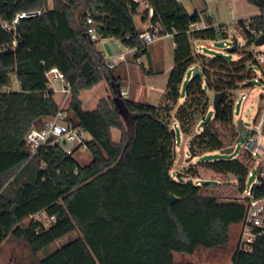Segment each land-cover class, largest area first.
<instances>
[{"label": "trees", "instance_id": "trees-1", "mask_svg": "<svg viewBox=\"0 0 264 264\" xmlns=\"http://www.w3.org/2000/svg\"><path fill=\"white\" fill-rule=\"evenodd\" d=\"M141 1L148 6L144 11ZM246 1L260 14L239 20L235 28L250 47L264 34V0ZM52 2L49 8V0H0V247L13 236L38 254L78 230L79 236L38 264H177L175 253L193 255L227 246L232 227L245 216L246 202L214 195L207 190L215 184L194 178L200 177L201 168L232 175L244 193L253 160L242 150L232 159L190 164L178 179L173 175L176 140L171 123L177 120L196 153L234 146L239 133L233 91L251 86L255 54L245 52L238 61H229L197 52L195 41L227 39L228 26L207 17V27L191 31L206 10L189 14L179 0ZM38 9L42 15L22 19L16 31L3 27L18 13ZM138 15L158 22L161 35H172L175 43L174 65L158 105L123 98L117 66L97 49L101 40L115 38L140 48L137 63L147 51L139 38L143 30L137 27ZM89 18L96 23L98 39L88 33ZM195 65L202 75L188 81L180 103L182 85ZM53 68L64 74L71 89L66 118L90 135L86 149L91 161L86 165L74 157L79 149L68 153L47 146L32 155L27 146L29 129L41 127L60 110L47 77ZM15 81L18 88L12 89ZM104 81L110 95L85 110L82 91ZM210 93H222V99L213 119L206 121ZM202 119L204 126L196 132ZM171 193L179 198L175 204ZM261 195L264 189L256 191ZM41 215L52 220L49 226ZM233 260L264 264V235L251 251H235Z\"/></svg>", "mask_w": 264, "mask_h": 264}, {"label": "rangeland", "instance_id": "rangeland-1", "mask_svg": "<svg viewBox=\"0 0 264 264\" xmlns=\"http://www.w3.org/2000/svg\"><path fill=\"white\" fill-rule=\"evenodd\" d=\"M196 1V0H194ZM203 4L204 0H199ZM230 1V0H228ZM227 0H222V3L226 5L224 7L225 10L229 11L230 6ZM142 2V1H141ZM197 2V1H196ZM53 2L49 0V8H52ZM146 3L142 2V6L140 8L141 11L146 10ZM205 7L206 4H204ZM221 6L220 0H212L209 3L210 12L214 15V17L218 20V8ZM208 11V12H209ZM230 12V11H229ZM221 15L223 14L220 12ZM260 14L259 9L249 4L246 0H239V17L252 18L258 16ZM225 15V14H224ZM228 17V16H227ZM142 16H136V23L139 27H144L141 21ZM228 32L229 37L227 39H219L215 41L208 40L207 42H195L194 48L197 52L206 55L207 57L214 56H223L229 61H238L240 58L244 56L245 52H253L256 54L259 51L264 52V45L256 47L255 45L250 47H245V43L240 34L236 31L234 24H228ZM236 36L239 40V48L237 51L232 53H227L225 50L228 47H232L234 44L233 37ZM203 45V47H201ZM145 60V65L141 66L138 63H133L130 66H121L118 70V73L121 75L124 82V89L129 91V96L133 100L142 103H150L153 105H158L162 101V95L165 91L167 81H168V73L165 74L158 73L153 76H148L145 73V70L150 68V64L148 58L145 56L143 58ZM173 64V54L167 52L166 56V64ZM164 63H154V69H163ZM258 76L254 79L250 80L248 84L251 86L248 87H239L233 91V96L235 100L234 105V118L235 122L242 119L246 131L243 132V138L246 139L249 136V129H253L256 117L259 113L260 107L262 105L261 95L264 94V84L260 81V72L258 68H256ZM190 75V73H189ZM188 79V78H187ZM191 76L188 80H185L182 88H181V99L180 103L184 100L186 85L188 81H190ZM12 89H17L16 83H12ZM107 86L104 83L97 85L95 88L84 91L82 93V100L84 103L85 110H92L96 107L98 101L101 97L107 96ZM163 89V90H161ZM211 94V102H213L214 93ZM215 110L213 105L211 104L207 114L205 116V120L209 121L213 119ZM205 120L202 119L199 121L196 132H200L202 127L204 126ZM171 128L175 131L176 142H175V163L173 166V172L177 175V173L185 171L186 168L190 165H196L199 162L204 161H212L216 159H232L237 157L243 149L244 141L239 140L235 146V150L231 154H222L221 151H209L206 153H198L193 159L190 158V140L192 139L190 136H186L182 134L179 124L175 118H173L171 123ZM115 135L118 136V133L115 132ZM74 157L82 164L86 165L91 161V155L87 149L79 150L75 153ZM258 164H255L252 169L253 173L256 172ZM175 175V176H176ZM194 181L197 183H212L215 184L211 186L207 191L218 195L221 198H245L246 192H241L237 188L236 179L232 175H220L216 174L210 170L202 169L200 171V177L194 178ZM256 181V175L249 177L247 179L246 185L253 184ZM42 220L45 222L46 226H49L52 222L51 219L45 217V215H41ZM239 233V227L233 226L231 231V240L230 243L221 248L216 249H200L195 252L193 255H186L175 253V259L177 264H234L233 256L236 248V241ZM80 232L78 230L74 231L70 235L64 237L61 240H58L51 246H49L46 250L39 252L38 254H33L28 246V244L21 239H17L13 236H9L7 240L0 247V264H38L40 259L48 255L49 253L56 250L63 243L67 242L70 239H73L79 236Z\"/></svg>", "mask_w": 264, "mask_h": 264}, {"label": "built area", "instance_id": "built-area-1", "mask_svg": "<svg viewBox=\"0 0 264 264\" xmlns=\"http://www.w3.org/2000/svg\"><path fill=\"white\" fill-rule=\"evenodd\" d=\"M43 10H31L18 13L11 23H3V27L9 31H16L18 23L22 19L32 18L42 15ZM88 33L93 39H98L96 23L92 18H89ZM207 27V26H206ZM205 27H200L199 23L191 25V31L198 30ZM170 35V34H167ZM262 35V34H260ZM259 35V36H260ZM163 35L160 33V25L158 22H153L149 30H144L140 33L139 38L142 46H148ZM9 46L14 48L16 40L12 41ZM4 49V47H2ZM129 51L134 54L140 52L139 47H128ZM257 64L254 67V78L258 76L256 68L260 72V81L264 84V52L259 51L255 54ZM138 64H143V59L139 56L136 59ZM50 87L55 82L63 84L62 92L66 97L70 96L71 89L65 83L64 74L57 68L51 69L47 73ZM253 78V79H254ZM121 96H125L124 92H120ZM262 105L256 117L253 129H249V136L244 141L243 149L247 152L252 160L253 167L258 164L256 172L253 173L250 169L248 177L256 175V181L253 184L246 185V197L239 200L246 202V213L242 222L238 225L239 233L236 241L235 251L249 252L253 249L255 243L264 235V195L256 196L258 189H264V94L261 95ZM66 111L60 108L59 112L43 121L41 127H31L26 134V143L32 155L37 153L41 148L47 146H59L68 153H72L75 149H86V143L90 139V135L81 126L76 125L66 117ZM247 130V129H246ZM245 130V131H246ZM235 143L234 147L236 146ZM173 175H176L173 172Z\"/></svg>", "mask_w": 264, "mask_h": 264}, {"label": "crops", "instance_id": "crops-1", "mask_svg": "<svg viewBox=\"0 0 264 264\" xmlns=\"http://www.w3.org/2000/svg\"><path fill=\"white\" fill-rule=\"evenodd\" d=\"M196 1H194V0H179V2L185 7V9L187 10V12L189 14H193L195 11L206 10L205 13H202V21H201V23H199L200 27H206L207 26V21H206L207 17H211L214 20L215 25H226V26L228 24H234L235 25L239 20H242V19H250V18H245V17H239V0H230V1L227 0L229 2V6H230V9H229L230 12L224 9V7L226 5L228 6V4L224 5V3H222V0H220L221 6L217 10L218 20L209 11L210 10L209 3L212 0H204V2H205L204 4H206L207 7L204 6L203 2L201 3L199 0H196ZM147 7L148 6H146V8ZM220 12L222 14L224 12L225 15L224 14L221 15ZM151 13H152V11H150V15H151ZM141 21H142L144 27H139L138 25H137V27L143 31L149 30L150 25H151L150 19L144 21L143 16H142ZM195 42L200 43V42H207V41H195ZM201 47H203V45H201ZM97 49L99 51H102L105 54L106 59L111 66H114V65L117 66V70H119V68L121 66H130L131 64L135 63L134 62L135 54L133 52L129 51L128 47L124 46L119 40H117L115 38H109V39L101 40L97 44ZM174 49H175V43H174L172 35H163L160 39H158L155 42L148 45L147 51L144 53V55L141 56L142 59L146 56L148 58V61L150 64V68L145 70L146 75L153 76V75L161 73V72L162 73L164 72L163 74H165L167 72L169 75V73H170V71L174 65ZM167 52L169 54H170V52H172L173 64L169 63L170 62L169 60H168V63L166 64L165 60H166ZM162 62L164 63L163 69H161V68L160 69H154L153 68L154 63H162ZM143 65H145L144 59H143ZM193 69H194V66L189 69L187 76H186V79L189 78L190 76H192ZM148 70H149V72H148ZM189 73H190V75H189ZM119 76H121V75L119 74ZM14 83H16V86L18 88V83L16 81ZM101 83H104L107 86V89H106L107 93H108L107 96H109L110 95V87H109L108 83L106 81L101 82ZM101 83H99V84H101ZM120 83H121V92H124L126 94L125 96H123V98L132 99L131 95L129 96V91L127 89H124V87H123L124 82H123L122 78H121ZM95 87H93V88H95ZM51 88L54 90L55 95L59 100L60 108L67 109L69 106V103H70V96L66 97V95L62 92L63 84L58 81V82H55L51 86ZM161 90H163V89H161ZM86 91H88V90H86ZM83 92L84 91H82V93ZM162 92L164 94L165 91H162ZM82 93H81V99H82ZM107 96H104V97H107ZM102 98L103 97H101L100 100ZM134 101H136V100H134ZM82 102H83V100H82ZM83 106H84V103H83Z\"/></svg>", "mask_w": 264, "mask_h": 264}, {"label": "water", "instance_id": "water-1", "mask_svg": "<svg viewBox=\"0 0 264 264\" xmlns=\"http://www.w3.org/2000/svg\"><path fill=\"white\" fill-rule=\"evenodd\" d=\"M233 41H234L233 46L226 48L225 51L227 53H232V52H235V51L238 50V48H239V40H238V38L236 36H234L233 37ZM254 45L256 47H259V46L264 45V34L263 35H260L256 39V41L254 42ZM199 75H202V71H201L199 65H195L194 66V69H193V72H192L191 79L192 78H195V77H197ZM221 99H222V93H216L214 95L213 102H212V105H213L214 110H217V108H218V106H219V104L221 102ZM115 101L118 104H120V105L122 104L121 98H119V97H116L115 98ZM236 125H237V131L239 133V136H238L237 141H236V142H238L239 140H242L243 139V132L247 128L245 127L244 122H243L242 119L238 120L236 122ZM171 132H172L173 137L176 138L175 131L172 129ZM234 150H235V147L234 146H231V147L224 148V149H222L220 151H221L222 154H231V153L234 152ZM189 152H190V158H189L190 160L193 159L195 156H197V153L195 151V145H194V141L193 140H190ZM174 156H175V150H174ZM184 175H185L184 173L179 172V173H177V178L178 179H183ZM170 200H171V203L172 204H175L179 200V198L176 197L174 194L171 193L170 194Z\"/></svg>", "mask_w": 264, "mask_h": 264}]
</instances>
